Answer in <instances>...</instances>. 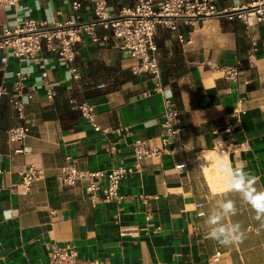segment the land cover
<instances>
[{
  "label": "crops",
  "instance_id": "crops-1",
  "mask_svg": "<svg viewBox=\"0 0 264 264\" xmlns=\"http://www.w3.org/2000/svg\"><path fill=\"white\" fill-rule=\"evenodd\" d=\"M73 1L21 0L18 8H0V23L15 27L26 18L68 21L74 19ZM78 1L82 18L91 20L92 3ZM135 1L107 0L108 13L116 15ZM249 1L215 4L226 12ZM179 32L190 41H180ZM96 33L103 37L108 31L97 27ZM251 33L255 50L237 18L180 21L178 31L158 26L162 91L150 75L131 73L133 59L112 38H84L75 60L77 80L47 51L41 52L40 61L0 59V85L10 84L22 67L35 89V96L25 100L31 128L22 141L9 139V127L19 123L12 106L0 109V264H44L51 242L70 245L81 260L101 264H264V227L219 171L221 164L241 166L258 177L257 190L264 189V21L255 23ZM230 66L239 68L236 81L225 75ZM46 81L55 91L52 98ZM165 97L177 104L180 134L169 152L145 159L139 170L121 180V201L92 203L83 184L60 182L68 163L109 171L133 163L135 141L159 146ZM83 101L94 105L96 122L109 128L108 133L82 116L75 126L65 127L72 122L61 118L59 106L67 102L77 109ZM226 118L241 123L234 135L241 147L227 156L214 147ZM30 165L41 167L43 178L28 194L13 191L12 184ZM225 199L235 202L237 214L225 216L224 223L241 225L243 243L223 246L208 235V215Z\"/></svg>",
  "mask_w": 264,
  "mask_h": 264
},
{
  "label": "built area",
  "instance_id": "built-area-1",
  "mask_svg": "<svg viewBox=\"0 0 264 264\" xmlns=\"http://www.w3.org/2000/svg\"><path fill=\"white\" fill-rule=\"evenodd\" d=\"M92 3L93 17L87 21L82 18L80 9L82 2H72L74 19L56 21L53 24L44 19L26 18L15 27L0 23V52L3 63L10 57L40 61L41 52L47 51L57 55L68 67L74 80L79 79V71L75 65L79 46L86 36L92 42L114 39L120 50L127 53L132 59L131 73L133 75H150L155 80V88L163 90L162 77L158 63V48L156 44V31L158 26H166L178 31L179 22L187 24L198 22L210 16L224 15L229 19L237 18L244 25L245 32L251 39V48L255 50L257 41L252 37L251 28L255 23L264 21V0H250L246 5L232 11L218 10L215 0H136L130 7L122 8L116 15H109L107 0H87ZM21 0H0V8H18ZM102 27L108 33L100 37L96 28ZM182 42L190 41V36L183 32L178 33ZM253 62L252 56L249 59ZM228 79L236 81L239 68L230 66L224 69ZM42 75L47 77V72ZM29 74L19 67L14 72L10 84L0 85V103L6 98L15 111L19 120L8 129L11 141H22L29 133L31 123L25 113V100L35 96V89L28 84ZM47 95H55L53 87L46 81ZM164 113L161 126L164 130L159 146H151L146 140L139 139L133 146V163L120 165L109 171L84 170L68 163L61 169L59 180L63 185L83 184L85 195L92 203L106 201H121V180L142 167L147 158L161 157L170 151V144L181 131L178 123V108L176 102L168 97L164 99ZM77 108L81 116L90 122L96 130L108 133L109 128H102L96 122L95 108L92 103L83 101ZM241 127L239 118L231 120L226 118L221 130L216 131L215 150L227 156L231 151L237 150L241 144L235 140V131ZM25 149H17L24 151ZM41 167L30 165L20 172V180L12 184V190L21 194H28L33 185L43 178ZM47 260L44 264H101L99 261H83L79 258L77 250L70 245H61L56 242L47 244Z\"/></svg>",
  "mask_w": 264,
  "mask_h": 264
},
{
  "label": "clouds",
  "instance_id": "clouds-1",
  "mask_svg": "<svg viewBox=\"0 0 264 264\" xmlns=\"http://www.w3.org/2000/svg\"><path fill=\"white\" fill-rule=\"evenodd\" d=\"M219 171L226 178L229 190L241 195L242 199L255 211V218L261 221V227H264V189L257 190L255 187L258 177L248 174L241 166L232 168L221 164ZM236 214L237 208L233 200L225 199L218 202L216 210L208 215L206 221L209 237L223 246L243 243L246 237L241 225L224 223L225 216Z\"/></svg>",
  "mask_w": 264,
  "mask_h": 264
},
{
  "label": "trees",
  "instance_id": "trees-1",
  "mask_svg": "<svg viewBox=\"0 0 264 264\" xmlns=\"http://www.w3.org/2000/svg\"><path fill=\"white\" fill-rule=\"evenodd\" d=\"M97 93H93L90 94V96H94ZM8 106V101L6 98H3L1 103H0V109L2 108H6ZM59 110H60V116L62 119L64 120H68L72 122V125H66L65 127H73L75 126V124H77L79 122V120L81 119V111L77 108H73L71 109L70 105L67 102H64L61 106H59ZM4 109H2L3 111ZM44 117H49L48 114H44Z\"/></svg>",
  "mask_w": 264,
  "mask_h": 264
}]
</instances>
